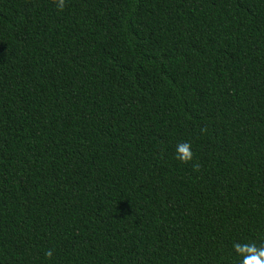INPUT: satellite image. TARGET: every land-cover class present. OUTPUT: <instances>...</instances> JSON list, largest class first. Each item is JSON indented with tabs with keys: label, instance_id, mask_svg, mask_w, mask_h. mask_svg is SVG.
I'll return each instance as SVG.
<instances>
[{
	"label": "trees",
	"instance_id": "trees-1",
	"mask_svg": "<svg viewBox=\"0 0 264 264\" xmlns=\"http://www.w3.org/2000/svg\"><path fill=\"white\" fill-rule=\"evenodd\" d=\"M235 242L264 243V0H0V264Z\"/></svg>",
	"mask_w": 264,
	"mask_h": 264
},
{
	"label": "clouds",
	"instance_id": "clouds-1",
	"mask_svg": "<svg viewBox=\"0 0 264 264\" xmlns=\"http://www.w3.org/2000/svg\"><path fill=\"white\" fill-rule=\"evenodd\" d=\"M57 11H63L66 7V0H53ZM206 132V129H201ZM175 158L182 164H188L193 161L194 153L190 142H181L176 150ZM194 170H199V164H193ZM236 255L240 258L239 264H264V243L257 245L255 242H235L233 244ZM45 255L51 258L53 252L51 249L46 251Z\"/></svg>",
	"mask_w": 264,
	"mask_h": 264
}]
</instances>
